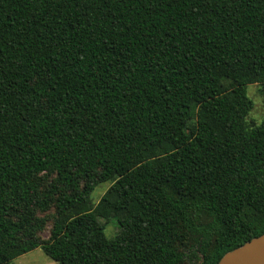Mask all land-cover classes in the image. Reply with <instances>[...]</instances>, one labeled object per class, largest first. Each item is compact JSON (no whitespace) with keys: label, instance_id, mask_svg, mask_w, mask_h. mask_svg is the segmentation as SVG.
Returning <instances> with one entry per match:
<instances>
[{"label":"trees","instance_id":"obj_1","mask_svg":"<svg viewBox=\"0 0 264 264\" xmlns=\"http://www.w3.org/2000/svg\"><path fill=\"white\" fill-rule=\"evenodd\" d=\"M256 82L264 0H0V264H218L264 234Z\"/></svg>","mask_w":264,"mask_h":264},{"label":"rangeland","instance_id":"obj_2","mask_svg":"<svg viewBox=\"0 0 264 264\" xmlns=\"http://www.w3.org/2000/svg\"><path fill=\"white\" fill-rule=\"evenodd\" d=\"M247 94L253 100V108L246 117L249 126L260 124L264 120V94L260 83H251L247 87ZM51 180V179H49ZM111 186V182H101L97 184L92 192L91 198L93 203H97L103 194ZM37 215L47 219L46 229L40 233L42 239H46L50 235V228L54 218V208L51 207L46 211H37ZM119 231V224L115 218H111L106 225L105 235L108 238L114 237ZM9 264H58L55 260L49 257L41 247H37L25 254L12 260Z\"/></svg>","mask_w":264,"mask_h":264},{"label":"water","instance_id":"obj_3","mask_svg":"<svg viewBox=\"0 0 264 264\" xmlns=\"http://www.w3.org/2000/svg\"><path fill=\"white\" fill-rule=\"evenodd\" d=\"M218 264H264V234L227 252Z\"/></svg>","mask_w":264,"mask_h":264}]
</instances>
